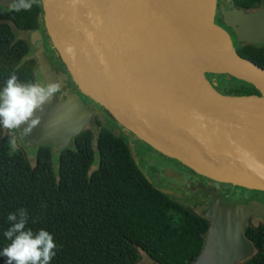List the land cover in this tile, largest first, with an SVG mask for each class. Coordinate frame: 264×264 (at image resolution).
Returning <instances> with one entry per match:
<instances>
[{
    "label": "water",
    "instance_id": "water-1",
    "mask_svg": "<svg viewBox=\"0 0 264 264\" xmlns=\"http://www.w3.org/2000/svg\"><path fill=\"white\" fill-rule=\"evenodd\" d=\"M13 3L0 0L6 10ZM226 3L218 14L233 39L264 45V6L244 11ZM41 8L49 40L82 95L196 174L264 192V69L241 58L214 23L217 0H41ZM33 54L45 86L56 82L41 50ZM206 74L229 75L260 95H222ZM95 112L77 95L54 97L30 135L26 125L17 129L20 142L58 153L85 128L96 139ZM201 216L208 221L204 244L186 264H242L262 252L244 237L249 218L264 222L262 204L230 206L215 197Z\"/></svg>",
    "mask_w": 264,
    "mask_h": 264
},
{
    "label": "trees",
    "instance_id": "trees-1",
    "mask_svg": "<svg viewBox=\"0 0 264 264\" xmlns=\"http://www.w3.org/2000/svg\"><path fill=\"white\" fill-rule=\"evenodd\" d=\"M231 2L250 11L262 0ZM13 28L27 33L43 28L41 0L28 11L0 6V90L12 74L21 83H35L37 76L28 43L16 39ZM235 51L264 69V45L235 41ZM206 77L222 95H260L251 84L229 75ZM126 135L158 153L109 116L96 139L87 128L73 139L72 148L56 154L50 147H24L35 155L31 166L21 149L11 148L10 136L0 125V264H6L2 251L10 243L4 236L12 223L7 217L20 209L27 212L26 229H43L53 236L57 249L50 264H136L139 252L157 264H186L200 253L208 221L151 183ZM244 237L263 250V226H247ZM242 264H264V252Z\"/></svg>",
    "mask_w": 264,
    "mask_h": 264
},
{
    "label": "flooded vegetation",
    "instance_id": "flooded-vegetation-1",
    "mask_svg": "<svg viewBox=\"0 0 264 264\" xmlns=\"http://www.w3.org/2000/svg\"><path fill=\"white\" fill-rule=\"evenodd\" d=\"M222 4L225 7L228 6L226 0H217V8L214 16V23L227 32V34L232 39L233 47L235 49V41L232 37L231 31L224 28L218 14V8ZM263 6L264 0L261 2L259 8ZM29 34L35 39L34 42H32L33 44L28 43L29 51L31 54L30 58H33L36 63L37 60L33 54V51L38 52L39 50H41L42 55L48 62L52 72L56 77V80L61 81L62 94H57L56 100H65L67 95H77L85 106H87L89 109L96 111L94 114V120L95 125L97 126L99 131L100 128L104 127L108 123L110 115L102 107L90 101L87 97H85L78 91L69 73L67 72L65 65L59 58L53 46H51L52 44L46 33L44 22L43 28H40L39 30L33 32H29ZM39 81H41L42 86H45L43 78L39 76L37 71L35 83H38ZM113 130L117 133H120V131L117 130L115 127L113 128ZM16 136L19 138L18 132L16 133ZM48 147L52 148L51 146ZM38 148L39 147H36L33 150H37ZM146 150L147 155L143 162L145 161L144 164L147 167L146 172L149 173L150 176L148 177L147 174L143 171V168H141L144 174L149 178V180L155 187H157L163 193L168 195L171 199L182 205L184 208L195 214L202 215V213L206 211L211 205V199L215 197H219L221 201L225 202L227 205L230 206L248 203H260L264 206L263 194L251 193L250 190L242 187L211 180L209 178L196 174L195 172H193L192 170H190L189 168L174 159L165 157L162 154H158L153 151H149V149ZM132 151V154L137 158L138 155L133 147ZM156 154L161 158H164L167 164H169L170 162L171 166L168 165L165 168L163 166V163L155 160V157L157 156ZM249 219L258 220L261 223L255 229H258L261 226L264 227V222L260 218L251 217Z\"/></svg>",
    "mask_w": 264,
    "mask_h": 264
},
{
    "label": "clouds",
    "instance_id": "clouds-1",
    "mask_svg": "<svg viewBox=\"0 0 264 264\" xmlns=\"http://www.w3.org/2000/svg\"><path fill=\"white\" fill-rule=\"evenodd\" d=\"M37 0H15L11 8L15 11L31 10ZM66 54L75 55L72 46L65 49ZM57 94H62L61 81L48 83H21L15 74L6 81L0 90V125L10 131L21 129L26 125L23 134L30 135L40 126L45 105L51 103ZM8 221L12 222L4 236L10 243L3 248L2 255L7 258L6 264H50L56 255L57 244L53 236L46 230L33 233L26 229L28 221L25 209L16 214H9Z\"/></svg>",
    "mask_w": 264,
    "mask_h": 264
},
{
    "label": "rangeland",
    "instance_id": "rangeland-1",
    "mask_svg": "<svg viewBox=\"0 0 264 264\" xmlns=\"http://www.w3.org/2000/svg\"><path fill=\"white\" fill-rule=\"evenodd\" d=\"M12 30H13V32L15 34L16 39H22V40H25L29 44H33L32 42H34L35 39H34L33 36H30L29 33L18 31L15 28H13ZM38 83L42 84L41 81H39ZM2 130H3V134H9L10 140H11V143H10L11 144V148L12 149L19 148V149L23 150L25 152V156L28 159V161L31 164V166H34V164H35V155H34V153H28L29 151H26V149L24 147H22L23 145L21 144L19 138L16 136V133H14V131H10L8 129H5V128H3V126H2ZM126 138L130 142L131 146L136 150V153H137L138 156H137V158L135 157V159L139 162L140 167L143 168V171L149 177L150 174L146 172L147 171V167L144 164L145 161L143 162V160L146 158V155H147V153H146L147 150L146 149H148V148H146L144 145H142L140 143H137L132 137H130L128 135H126ZM28 150H30V149H28ZM149 151H151V150L149 149ZM54 154H56V153L54 152ZM155 160L163 163L164 164L163 166L165 168L168 165L171 166L170 162H169V164H167L166 160L164 158H161L158 155L155 157ZM95 167H96V165L93 168H95ZM247 224H248L247 226L256 228L261 223L258 220L249 219ZM262 251L264 252V249ZM149 262H150L149 258L144 253L139 252V259H138V262L136 264H148Z\"/></svg>",
    "mask_w": 264,
    "mask_h": 264
}]
</instances>
